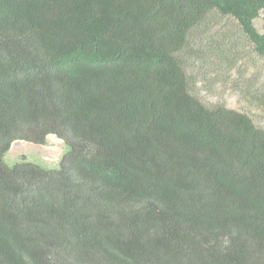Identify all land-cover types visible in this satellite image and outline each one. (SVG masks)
I'll list each match as a JSON object with an SVG mask.
<instances>
[{"label": "trees", "instance_id": "1", "mask_svg": "<svg viewBox=\"0 0 264 264\" xmlns=\"http://www.w3.org/2000/svg\"><path fill=\"white\" fill-rule=\"evenodd\" d=\"M262 11L0 0V264H264V126L205 103L185 60L230 41L213 14L264 54ZM253 87L238 96L264 109ZM51 133L57 167L5 162L14 140Z\"/></svg>", "mask_w": 264, "mask_h": 264}, {"label": "rangeland", "instance_id": "2", "mask_svg": "<svg viewBox=\"0 0 264 264\" xmlns=\"http://www.w3.org/2000/svg\"><path fill=\"white\" fill-rule=\"evenodd\" d=\"M212 20L217 27H223L231 39L227 44H220L221 49L217 55L202 58L205 48L197 47L196 44L185 54L188 73L198 77L194 78L193 90L205 103L220 102L245 111L258 125L264 126V109L238 96L243 90L252 91V84L255 88L264 82V54L255 51L253 44L234 22L230 23L225 17L215 14ZM254 25L260 33H264V11L254 21ZM225 52L230 55L221 56ZM248 81H252L250 86L247 85ZM65 151L63 139L51 133L46 135L45 143L14 140L4 154V160L8 164L29 161L54 168L58 166Z\"/></svg>", "mask_w": 264, "mask_h": 264}]
</instances>
